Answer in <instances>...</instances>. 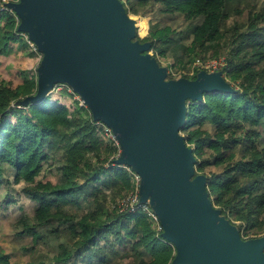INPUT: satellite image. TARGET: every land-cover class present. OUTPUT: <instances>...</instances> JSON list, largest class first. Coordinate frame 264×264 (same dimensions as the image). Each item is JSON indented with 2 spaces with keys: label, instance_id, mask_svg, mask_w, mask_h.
Here are the masks:
<instances>
[{
  "label": "trees",
  "instance_id": "obj_1",
  "mask_svg": "<svg viewBox=\"0 0 264 264\" xmlns=\"http://www.w3.org/2000/svg\"><path fill=\"white\" fill-rule=\"evenodd\" d=\"M120 1L127 12L124 0ZM150 1L160 3L163 12L182 14L185 20L201 17L190 33L189 49L192 50L193 58L187 62H191L198 56L196 49L202 50L223 37L221 23L228 17L227 6L232 0ZM19 23L20 17L14 10H0V68H4V59L12 55L15 49L37 61L36 65L29 67L32 69L20 71L16 84L0 72V184L7 168L12 172L14 182L24 181V192L37 203L34 222L21 219L22 228L17 232L19 236H30V242L20 246L24 253L34 256L41 238L59 236L62 231H66L72 240L58 243L47 259H32L26 264H70L83 252L90 259L95 254L91 250L92 245L106 237L109 229L119 221L121 226H125L128 236V240H121V243L132 241L134 246L144 252L140 264H171L176 255L174 244L163 236V228L157 229L155 222L144 211H119L112 208L113 221L102 222L93 218L89 210L77 215L67 208L68 204L78 207L80 199L87 196L90 187L88 182L80 180V176L93 181L96 185L92 187L96 188H99L97 182L100 181L105 185L120 183L125 193L133 187L132 178L126 168L115 163L112 156L117 152L116 146L102 136L93 115L85 114V106L79 98L74 97L76 91L69 83L66 82L67 85L59 89L53 88L40 101L21 103L23 98L37 91L38 66L43 54L38 47L34 49L31 46L26 37L29 36L28 32L21 30ZM170 29L168 25L155 28L140 41L151 37V47L156 46L159 53L164 55L162 48L155 43L168 40ZM258 59L264 60V55ZM187 62L182 66L186 67ZM250 65V62H238L234 56L228 58L225 75H229L232 80H239V89L231 84V91L204 92L202 100L189 99L186 119L180 130L186 132L184 138L189 145H193L194 154L201 153L205 147L218 150L222 144H243L239 157L230 151L224 157L230 163L221 173H214L208 178V195H215V200L222 205V212L227 210L226 216L230 221L231 217H245L247 229L257 227L262 230L264 149H259L256 137L259 132L254 126L264 120V71L262 73V70L251 68ZM200 69L196 67L192 79L197 77ZM61 94L71 96L73 100L69 103L62 99ZM206 123L216 128L212 137L202 128ZM67 133L73 139L71 146L66 148L65 143L68 141L61 146L68 152L75 148L77 160L73 162L69 159L62 164L55 181L37 179V175L50 167L59 156L56 146ZM246 149L249 154L245 153ZM89 151L95 157L94 162L91 157H87ZM235 173L244 175L243 184H238ZM0 264L22 263L13 259L6 247L0 246Z\"/></svg>",
  "mask_w": 264,
  "mask_h": 264
},
{
  "label": "water",
  "instance_id": "obj_2",
  "mask_svg": "<svg viewBox=\"0 0 264 264\" xmlns=\"http://www.w3.org/2000/svg\"><path fill=\"white\" fill-rule=\"evenodd\" d=\"M8 5L19 28L42 52L40 101L54 84L69 83L109 125L121 146L116 162L141 175L140 198L149 201L174 244L171 264H264V235L243 239L208 197L204 174L194 175L195 155L180 128L187 101L204 92L231 91L221 72L166 79V68L134 40L135 22L120 0H17Z\"/></svg>",
  "mask_w": 264,
  "mask_h": 264
},
{
  "label": "rangeland",
  "instance_id": "obj_3",
  "mask_svg": "<svg viewBox=\"0 0 264 264\" xmlns=\"http://www.w3.org/2000/svg\"><path fill=\"white\" fill-rule=\"evenodd\" d=\"M9 2L16 0H8ZM127 8V13L135 21V36L134 40H139L148 36L150 30L155 28L170 26L169 38L164 43H155L162 48L164 55L159 53L156 46L145 50L151 57H154L160 66L166 68V79H175L173 77H186L192 79L196 71V65L199 62L202 66H198L201 70H206L208 73L220 71L225 80L239 89V80L230 79L229 75H225L224 68L228 66V58H235L238 62H250L251 68H257L264 71V60H259L258 57L264 55V0H232L227 6L228 17L221 23V32L223 37L218 41L206 45L202 50L196 49L198 56L191 62H187L193 58L190 46V33L194 25L200 21L201 17L194 20H185L180 13H166L160 9L158 2H141L138 0H124ZM151 43V37L147 38ZM203 53V54H202ZM202 55L203 57H200ZM4 68H0L1 75L11 80L13 84L19 82L20 71L23 69H32L33 64L36 65V59L23 51L15 49L9 57L4 59ZM36 62V63H35ZM185 66L184 65L185 63ZM231 64H229L230 66ZM28 67V68H26ZM193 71V73H192ZM197 73V74H198ZM57 84V85H56ZM54 86L64 87L66 81L57 82ZM79 93H75L74 97L79 98ZM69 103L72 101L71 96H64ZM23 98L21 101L25 100ZM80 99V98H79ZM78 99V100H79ZM85 106V114L90 115L92 111L87 104ZM95 121V120H94ZM202 128L208 131L210 137L213 136L216 128L210 123H206ZM254 128L259 132L258 146L260 150L264 149V120ZM101 131V130H100ZM184 135L186 132L180 130ZM104 136L103 133H101ZM105 138V136H104ZM68 143H65L67 142ZM72 137L67 133L64 139L59 141L56 146L58 157L55 158L50 167H45L37 179H57V172L62 164H65L69 159L77 160V152L72 148L69 152L61 145L66 144V148L71 146ZM243 144L226 146L222 144L218 150H211L205 147L203 151L195 155L194 175L204 174L206 176L207 185L208 178L214 173H221L224 167L230 163L228 159H224L230 151L235 152L237 157L240 155V148ZM192 146L193 145H189ZM103 147H101V150ZM246 154L249 151L246 149ZM91 157L94 162L95 157L92 152L87 153V157ZM202 166V167H201ZM201 168V169H200ZM238 184L245 182V177L241 173L234 174ZM80 180L88 182L87 193L85 197L80 199L78 207L67 208L70 212L81 215L85 212L92 214L93 218L99 221H113L114 213L110 210L114 207V203L125 193V188L118 183L117 185H105L101 181L97 182L99 188L92 187L96 184L91 180H86V177L80 176ZM24 181H13V174L9 169H5L2 181L0 184V246L6 247L12 255V258L18 260L22 264H26L32 259H47L50 252L56 249L58 243L66 241L71 242L66 231H62L59 236H51L48 239L41 238L36 246L34 256H29L20 248L21 244L30 242V236H19L17 233L21 228V219H26L29 222H34L35 208L37 203L32 200L23 190ZM208 191V188H207ZM209 193V192H208ZM213 206L221 210L220 205L215 200V195H208ZM110 213V217H108ZM227 210H221L220 217H226ZM231 223L239 230L243 239H249L264 235V229L260 230L257 227L248 228V221L245 217H231ZM121 240H128L125 226H121V222H116L107 232L106 237L101 238L92 245L91 250L95 253L89 259L85 252L79 257H75L70 261V264H140L144 258V252L140 247L134 246L131 243L123 244Z\"/></svg>",
  "mask_w": 264,
  "mask_h": 264
},
{
  "label": "built area",
  "instance_id": "obj_4",
  "mask_svg": "<svg viewBox=\"0 0 264 264\" xmlns=\"http://www.w3.org/2000/svg\"><path fill=\"white\" fill-rule=\"evenodd\" d=\"M8 2H9L8 0H0V10L9 9L12 11L13 8H11L8 5ZM26 37H27L29 43L31 44V46L34 49H37L35 42H33L29 38V36L26 35ZM198 66L201 67L202 63L199 62L198 65H196V67H198ZM192 73H193V71H192ZM56 85L53 88L59 89L61 87V86H56ZM78 97L80 98L81 104H86L80 95ZM95 123L101 129L105 138L111 140L113 145L116 146L117 152L112 157L115 158V163H117L116 159L119 157V155L121 153V146H120L119 141L116 137V134L114 133L113 129L109 125L104 123L103 121L95 120ZM120 165L123 166L124 168H126V170L130 173V176H131L132 182H133V187L131 188V190H129L127 193H125L123 196H121L118 200H116L113 208H116L119 211H124V210L133 211V210L140 209V210L144 211L155 222L157 229H161L162 225L160 223V220H159L157 214L155 213V211L153 210V208L151 207L149 201H141V198H140L141 175L136 170H134L131 165H128L125 163H121Z\"/></svg>",
  "mask_w": 264,
  "mask_h": 264
},
{
  "label": "crops",
  "instance_id": "obj_5",
  "mask_svg": "<svg viewBox=\"0 0 264 264\" xmlns=\"http://www.w3.org/2000/svg\"><path fill=\"white\" fill-rule=\"evenodd\" d=\"M36 62H37V61H36ZM36 62H35V63H36Z\"/></svg>",
  "mask_w": 264,
  "mask_h": 264
},
{
  "label": "bare ground",
  "instance_id": "obj_6",
  "mask_svg": "<svg viewBox=\"0 0 264 264\" xmlns=\"http://www.w3.org/2000/svg\"><path fill=\"white\" fill-rule=\"evenodd\" d=\"M135 22V21H134Z\"/></svg>",
  "mask_w": 264,
  "mask_h": 264
}]
</instances>
